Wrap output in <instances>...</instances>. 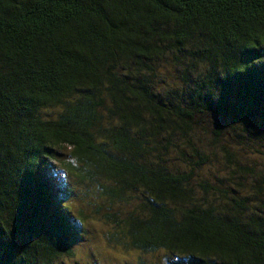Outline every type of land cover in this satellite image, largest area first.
<instances>
[{"label": "trees", "instance_id": "1", "mask_svg": "<svg viewBox=\"0 0 264 264\" xmlns=\"http://www.w3.org/2000/svg\"><path fill=\"white\" fill-rule=\"evenodd\" d=\"M262 72L264 0H0L3 264H264Z\"/></svg>", "mask_w": 264, "mask_h": 264}, {"label": "rangeland", "instance_id": "2", "mask_svg": "<svg viewBox=\"0 0 264 264\" xmlns=\"http://www.w3.org/2000/svg\"><path fill=\"white\" fill-rule=\"evenodd\" d=\"M100 226V225H99ZM105 228V227H104ZM91 234H89V236L86 238V241L83 242V244L81 246H79L78 250L83 252V251H88V248L91 249H96V253L99 255H104L105 258H107L109 260V264L110 263V257H112L111 259L113 260L112 263L115 264H141V261L144 260V262H150L154 261L155 258V254L157 255V259L160 260L162 257L160 256V254L157 252L154 253H147V252H143L142 250H137L134 249L132 247L127 248L126 246L122 245V251H120L122 254L119 253V251L115 250V249H111L110 245L112 246L113 243L109 242L108 239H103L102 237L100 239H97L95 237H91ZM115 244V243H114ZM113 248H115L114 246H112ZM96 254H94L95 256ZM88 257L84 256V255H80V258L77 261L80 262V264H94L93 262H91V259L88 258V261L86 260V262H84V260ZM104 258V259H105ZM114 258H118L119 259V263H117L116 261H114ZM76 261L73 259L70 262V264H74L76 263ZM90 261V262H89Z\"/></svg>", "mask_w": 264, "mask_h": 264}, {"label": "snow or ice", "instance_id": "3", "mask_svg": "<svg viewBox=\"0 0 264 264\" xmlns=\"http://www.w3.org/2000/svg\"><path fill=\"white\" fill-rule=\"evenodd\" d=\"M260 90L259 100L257 102L254 90H249L243 94H222L221 98L217 100V107L222 111H236L242 110L248 115L258 118L264 123V72L260 74ZM17 247H22V241H17ZM6 246L3 239L0 238V264H3L2 257L5 253ZM9 252L12 251L11 246L7 248Z\"/></svg>", "mask_w": 264, "mask_h": 264}]
</instances>
